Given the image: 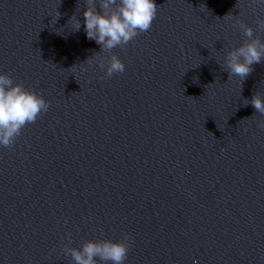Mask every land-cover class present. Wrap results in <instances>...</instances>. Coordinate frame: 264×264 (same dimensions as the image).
<instances>
[{
    "label": "water",
    "instance_id": "obj_1",
    "mask_svg": "<svg viewBox=\"0 0 264 264\" xmlns=\"http://www.w3.org/2000/svg\"><path fill=\"white\" fill-rule=\"evenodd\" d=\"M156 4L105 50L86 0H0V71L49 102L0 147V264H75L65 245L125 234L124 264H264V60L243 80L223 66L249 39L236 19L264 41V4Z\"/></svg>",
    "mask_w": 264,
    "mask_h": 264
},
{
    "label": "clouds",
    "instance_id": "obj_2",
    "mask_svg": "<svg viewBox=\"0 0 264 264\" xmlns=\"http://www.w3.org/2000/svg\"><path fill=\"white\" fill-rule=\"evenodd\" d=\"M258 2L264 4V0ZM157 9L156 0H86L84 32L101 49L123 47L139 33L151 28ZM223 19H233V16L226 14ZM70 23L75 30H80L81 22L75 15ZM235 24L249 39L227 52L223 66L229 71L230 77L238 76L243 80L251 73L253 64L264 60V41L258 37L253 38L252 27L242 20L236 19ZM258 25L264 28V19L259 20ZM90 63V58L86 63H81V71H87L84 65ZM99 67H105L103 58L99 61ZM124 70L125 64L117 55L113 54L107 60V76L111 77ZM251 104L259 113L264 114V97L257 93L252 97ZM48 108L49 102L42 95L25 88L22 83H14L7 73L0 71V147L11 145L22 128L35 122ZM128 239L125 234L124 241ZM124 241L87 240L80 248L65 245L63 251L72 257L75 264H124L128 252Z\"/></svg>",
    "mask_w": 264,
    "mask_h": 264
}]
</instances>
